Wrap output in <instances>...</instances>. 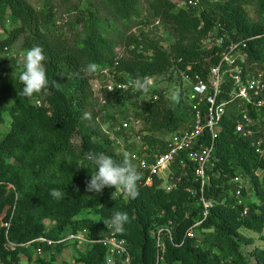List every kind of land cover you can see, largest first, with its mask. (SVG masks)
<instances>
[{
    "label": "trees",
    "instance_id": "obj_1",
    "mask_svg": "<svg viewBox=\"0 0 264 264\" xmlns=\"http://www.w3.org/2000/svg\"><path fill=\"white\" fill-rule=\"evenodd\" d=\"M33 1L0 0V25L11 22L0 38V125L8 120L9 127L0 134V264H19L21 254L31 259L37 248L59 253L76 246L33 241L39 237L57 240L83 228L95 239L114 232L103 219L116 211L130 218L123 234L114 232L128 251V262L119 258L116 264H264V244L256 245L242 233L249 230L264 239V158L252 145L261 134L258 129H264V107H246L258 127L243 137L235 131L240 109L236 102L228 104L202 191L192 168L178 162L170 166L167 181L175 183L170 190L163 178L145 184V173L137 166L142 178L136 199L109 187L99 194L86 191L96 171L86 159L89 151L117 161L124 152L151 159L164 151L166 135L189 127L191 110L181 73L204 77L217 62L219 47L207 49L203 43L209 34L223 36L224 43L243 41V67L264 79V0H197L185 8L171 0H40L35 7ZM61 6L71 15L62 26ZM151 28L162 33L151 35ZM18 40L15 53L12 46ZM36 45L44 49L48 79L58 87L29 99L19 95V75L22 57ZM92 62L100 71L85 75L81 69ZM94 80L101 84L99 102ZM136 80L146 82L149 91H137ZM173 89L180 91L179 103L166 99ZM106 110L107 130L96 121ZM131 115L145 124L136 133L140 146L128 143L118 153L114 138L128 129L122 123H129ZM235 176L247 181L240 195L231 181ZM52 189L66 196L57 200ZM201 197L212 202L204 219ZM83 210L86 215L79 218ZM191 227L194 236L187 237ZM75 250L76 264H104L107 256L101 243Z\"/></svg>",
    "mask_w": 264,
    "mask_h": 264
},
{
    "label": "built area",
    "instance_id": "obj_2",
    "mask_svg": "<svg viewBox=\"0 0 264 264\" xmlns=\"http://www.w3.org/2000/svg\"><path fill=\"white\" fill-rule=\"evenodd\" d=\"M171 1L183 8L197 4V0ZM224 42L223 36L213 34H209L204 40L203 43L207 49L219 47L216 50L217 62L209 67L204 77L199 74L181 73L191 110L189 127L170 134L166 138L164 151L154 153L151 159L145 153H130L138 168L145 173V184L150 185L154 177L163 178L165 189L170 190L175 185L174 182L167 181L170 166L173 162H178L182 166L192 168L194 176L200 181L202 191V187L208 180L206 169L215 150L222 117L226 112V107L232 102H236L240 109L236 117L235 131L243 137H250L257 132L255 128L258 127V121L247 111V108L259 111L260 108L264 107L263 74L248 72L243 67L246 58L243 53L245 47L243 41ZM190 69V66L186 67L187 71ZM148 82L150 83L151 80ZM128 83L132 84L133 80H128ZM111 88L109 87V89ZM153 98L156 99V96ZM242 106L244 107L242 108ZM122 127L127 129L129 123L125 121L122 123ZM119 128L116 127L117 130ZM258 131H261V134H258L252 145H254L255 153L264 158V129L259 128ZM231 181L236 186L235 195H240L246 180H243L241 176H235ZM201 201L203 205L202 219H204L207 215V209L212 206V202L203 197H201ZM238 202L240 203V200ZM245 213L246 208L243 211V214ZM201 221H197L193 226L198 225ZM165 231L169 233L167 229ZM185 235L187 237L194 236L192 227L186 231ZM35 241L45 243L50 247L61 243H76L81 247L101 243L107 249V256H111L115 264L119 258H122L125 263L128 262L126 242L124 239L115 236L114 232H109L95 239L89 237L88 230L83 228L76 232H69L57 240L39 237ZM8 247L12 249L15 244L8 242ZM43 253L41 248L36 249L37 256H41Z\"/></svg>",
    "mask_w": 264,
    "mask_h": 264
},
{
    "label": "clouds",
    "instance_id": "obj_3",
    "mask_svg": "<svg viewBox=\"0 0 264 264\" xmlns=\"http://www.w3.org/2000/svg\"><path fill=\"white\" fill-rule=\"evenodd\" d=\"M46 59L44 49L39 45L33 46L26 51L21 60L23 71L19 75V81L23 85V88L19 95L30 99L36 94L46 92L50 87H58V83L55 80L50 81L48 79L45 67ZM81 71L85 75L92 76L100 71V66L92 62L83 67ZM135 89L144 93L149 91L147 83L141 80L135 81ZM166 99L173 104L179 103L180 91L178 89L170 90L166 94ZM86 159L96 168V171L91 174V179L87 183V192L99 194L105 187H109L120 190L130 199L138 198V181L142 177L137 165L133 162L134 157L130 153L124 152L122 159L117 161L104 152L89 151L86 154ZM76 190L78 191V189ZM50 195L60 200L66 196V193L59 189H52ZM103 223L115 233L123 234L125 231L124 225L130 223V218L126 212L116 211L110 218L103 219ZM30 243L28 242L25 246H28ZM105 261L106 264H115L111 256H106Z\"/></svg>",
    "mask_w": 264,
    "mask_h": 264
},
{
    "label": "rangeland",
    "instance_id": "obj_4",
    "mask_svg": "<svg viewBox=\"0 0 264 264\" xmlns=\"http://www.w3.org/2000/svg\"><path fill=\"white\" fill-rule=\"evenodd\" d=\"M39 1L40 0H34L31 4L35 7L40 3ZM71 1H74V0H71ZM248 12L250 15H252L253 10L251 8H248ZM145 15H147V14H145ZM70 16L67 17V14L64 12V6H61V17L58 15V18L61 19V21L59 20L58 23H61V26H62L63 23L65 22V19H68V18L70 19ZM10 26H11V22H8V21H5L4 26L0 25V38H2L5 35L6 30L10 29ZM151 29H152L151 35H153V32L155 30L153 28H151ZM137 30H138V28L135 27V28L130 29L129 31L135 32ZM161 33H162V30H160V29L157 30V33L154 32V34H157V35H159ZM19 45H20V40H18L17 42H15L13 44L12 49L14 50L15 53L18 52ZM116 50L118 53L122 52L120 47H117ZM100 86H101L100 81H97V80L92 81V88L94 91L95 100H97V102L100 101V99H99L100 98ZM108 113H110L109 110H106V111L101 112V113L99 112L97 117H96V121L100 124V126L103 129H106V130H107L106 126L108 125V121H107L105 116H107ZM130 114H131V111H130ZM89 116H91V108L89 109ZM89 116H87V118ZM144 126H145V124H144L142 119H134V117H133V119L129 122L128 129L124 131L125 134L123 133L121 136H115V138H114L115 139V145H117L116 151H118V153H122L125 149V145L128 143L135 144V147L140 146L141 139H140V136H138L136 133L138 131L142 130ZM8 128H9L8 127V120H6L4 124L0 125V134L5 133L8 130ZM167 137H168V135H166V138ZM74 140L76 141L77 139L75 138ZM85 215H86L85 211L83 210L79 213L78 217L80 218V217H83ZM242 233L244 235H246L247 237L253 238L256 245L261 246L264 244V239H262L260 237V235L254 234L252 231H249V230H243ZM73 247L74 246H72V248ZM69 255H70L69 258H73V257L75 258L78 256V253L76 252V250L73 253V250L69 249L65 257H68ZM61 257H63V254H61V256L58 255L56 258H57V260H61ZM36 264H40V262H37ZM68 264H70V263H68ZM71 264H76L74 262V259H73V262Z\"/></svg>",
    "mask_w": 264,
    "mask_h": 264
},
{
    "label": "crops",
    "instance_id": "obj_5",
    "mask_svg": "<svg viewBox=\"0 0 264 264\" xmlns=\"http://www.w3.org/2000/svg\"><path fill=\"white\" fill-rule=\"evenodd\" d=\"M72 246H74L73 247L74 249L72 248ZM81 248H83V247H81V246H79L77 244H76V246L71 244V245H68V246L64 247L62 249V251L59 252V253L52 252L51 250H53V249L51 248L47 252L43 251L44 253L40 257L45 259V260H51L48 264H68V263L71 264L73 262L74 257L73 258H69L70 255L68 257H65L67 252H68V250L71 249V250H73V253H74L75 249H79L80 250ZM61 254H63V257H61V260H57L56 257L58 255L61 256ZM40 257H38L36 254L33 253L31 259H28L26 256L21 254V259H20L19 264H36L38 262L37 259L40 258ZM77 264H81V263H77Z\"/></svg>",
    "mask_w": 264,
    "mask_h": 264
}]
</instances>
